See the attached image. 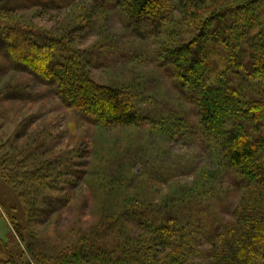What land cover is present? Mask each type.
Returning a JSON list of instances; mask_svg holds the SVG:
<instances>
[{"label": "rangeland", "instance_id": "374dc122", "mask_svg": "<svg viewBox=\"0 0 264 264\" xmlns=\"http://www.w3.org/2000/svg\"><path fill=\"white\" fill-rule=\"evenodd\" d=\"M0 25L64 36L96 84L127 86L148 119L137 127H96L64 107L51 87L3 71L0 262H48L74 243L77 228L85 231L99 218L101 206L106 211L140 193L143 200L155 202L174 194L181 205L192 207L191 216L198 210L213 221L219 211V218H227L240 195L233 186L235 176L217 164L213 152L201 148L196 114L159 67L149 24H127L117 10L99 8L93 0H0ZM22 41L0 34V48L9 63L33 69L42 79L53 53L27 48ZM205 47L192 66L201 68L209 49ZM15 95L19 100L11 99ZM166 117L172 118L167 130L175 131L163 134L160 120ZM199 184L203 188L193 190ZM110 190L113 195L107 194ZM196 203L204 209H196ZM203 245L200 249L207 250ZM200 257L193 258L205 263V256Z\"/></svg>", "mask_w": 264, "mask_h": 264}, {"label": "trees", "instance_id": "16d2710c", "mask_svg": "<svg viewBox=\"0 0 264 264\" xmlns=\"http://www.w3.org/2000/svg\"><path fill=\"white\" fill-rule=\"evenodd\" d=\"M93 1L104 10H117L127 24L151 26L159 67L196 114L201 148L213 152L217 164L234 174L233 186L240 195L225 220L215 211L213 221L198 210L191 216L192 207L181 205L174 194L155 202L143 200L140 193L106 211L101 206L97 220L85 231L77 228L72 245L36 264H264V0ZM0 34L53 53L39 79L35 70L9 63L0 48V74L13 71L51 87L64 107L96 127L129 128L148 121L127 86L92 80L64 36L2 25ZM205 46L209 49L202 57L203 68L192 66ZM11 99L19 100L17 95ZM170 120H160L161 133L175 131L167 130ZM201 188L199 184L193 190ZM201 206L195 204L196 209ZM203 242L207 250L200 249ZM201 255L205 263L193 258Z\"/></svg>", "mask_w": 264, "mask_h": 264}]
</instances>
